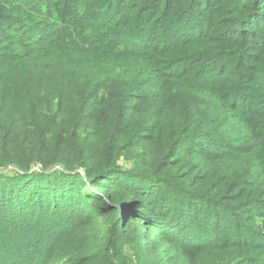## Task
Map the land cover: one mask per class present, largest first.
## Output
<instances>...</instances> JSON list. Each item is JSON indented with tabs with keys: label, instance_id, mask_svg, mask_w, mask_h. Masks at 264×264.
<instances>
[{
	"label": "trees",
	"instance_id": "obj_1",
	"mask_svg": "<svg viewBox=\"0 0 264 264\" xmlns=\"http://www.w3.org/2000/svg\"><path fill=\"white\" fill-rule=\"evenodd\" d=\"M0 264H264V0H0Z\"/></svg>",
	"mask_w": 264,
	"mask_h": 264
}]
</instances>
